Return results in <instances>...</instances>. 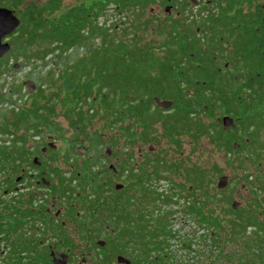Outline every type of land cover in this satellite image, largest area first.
I'll return each instance as SVG.
<instances>
[{
    "label": "trees",
    "instance_id": "1",
    "mask_svg": "<svg viewBox=\"0 0 264 264\" xmlns=\"http://www.w3.org/2000/svg\"><path fill=\"white\" fill-rule=\"evenodd\" d=\"M63 1L48 0L38 6L25 5L26 0L0 1L1 7L13 10L20 20L17 30L8 37L11 49L0 60V76L14 70V64L19 68L31 67L28 77L36 88L27 93L29 106L24 108L17 103H25L20 94L24 86L12 82L5 87L0 83V134L19 123L37 135L44 112L65 107L67 114L79 111L81 119L80 107L95 104L100 113L112 117L109 125H122L124 120L133 119L137 126H142L140 134L130 127L119 128L131 143L136 142L135 135H147L155 123L164 122L165 118L196 116L197 111L213 115L216 110L233 119L246 115L244 126L256 128L247 136L254 141L257 128L264 123V30L256 25L264 14L244 13L241 5L250 4L251 0H210L216 13L206 11L209 15L196 30L182 21L183 11L179 10L180 17L167 26V40L156 46L140 43L136 31L132 40L125 41L122 31L118 38H113L114 28L99 23L111 7L118 14H140L154 0H75L68 8H63ZM225 34L236 37L228 53L222 48ZM157 49L163 56L155 55ZM224 53V58H220ZM49 56L51 69L44 70L45 74L36 71V63L46 67L45 59ZM11 60L15 63L9 65ZM2 65L5 67L1 70ZM49 88L52 91L47 97L45 92ZM154 97L171 101V113L166 114L165 109L157 106ZM6 105L11 110L4 112ZM182 126L179 121L169 130L173 132ZM218 140L226 149L233 147L228 130L221 131ZM186 172L191 175L187 181L195 183V187L202 185L203 173L198 169ZM194 212L198 222L205 223L206 217L197 206ZM210 226L220 228V221L210 218ZM216 243L212 241V245Z\"/></svg>",
    "mask_w": 264,
    "mask_h": 264
},
{
    "label": "rangeland",
    "instance_id": "2",
    "mask_svg": "<svg viewBox=\"0 0 264 264\" xmlns=\"http://www.w3.org/2000/svg\"><path fill=\"white\" fill-rule=\"evenodd\" d=\"M0 1L5 2V0ZM46 1L48 0H26L24 4L38 6L44 4ZM90 1L91 0H87V2ZM154 1L150 6L145 7L140 14L138 11H133V16L130 11L124 12V15L122 13L118 14L117 10L111 7L104 17L99 18V23H102L106 27L114 28V31L111 32L113 38H118V36L121 35L120 31H122V33L125 34V41L132 40L134 36L133 32L136 31L135 36L140 43L156 46L158 43L167 40V26L172 24L173 20L180 17L179 10L183 11V15L180 17L182 21L193 30H196L197 25L209 15L206 11L213 9L211 3L209 6L206 5L208 0H200V4L198 5L191 4L189 0H171L170 4H172L173 9L170 13H167L163 5L156 2V0ZM74 3L75 0H64L63 8H68ZM24 4L20 9H22ZM241 8L251 13L263 12L264 0H251L250 4L241 5ZM199 12L200 15L198 14ZM212 13H216V11L212 10ZM260 29L264 28L261 27ZM178 31L179 28H176L175 32ZM206 36L209 37L208 34ZM232 39V36L225 34L224 45L222 47L225 53L230 52L232 49ZM161 49H166V47H162ZM158 50L160 49L156 50L155 55L159 57L163 56V52ZM225 53L222 57H219L224 58ZM51 58L52 57L49 56L45 59L46 67H41L40 63L37 62L36 71L42 70L41 72L45 74L46 71L44 70L51 69L49 62ZM14 63V60L9 61V65ZM16 63L19 64V62ZM41 64H44V62ZM4 67L5 65H2L1 70ZM30 68L31 67H18L17 70H10L8 74H1L0 83H3L6 87L12 82L21 83L23 85V82L27 79L33 81L32 78L28 77ZM224 74H226V72ZM230 74L235 75L234 72H230ZM29 91H31V88L24 87L21 89L20 94L23 97L22 99L25 100L24 104H22L23 101H17V103L24 108L29 106V101H27L28 98H26ZM51 91V88H49L48 91L45 92L47 97H50ZM14 98H16V96L12 97L13 100ZM87 102H90V100ZM80 108V112L83 116L81 119L79 117V111L76 112V114H67L65 112V107L59 106L52 113L49 111L43 113L44 121L38 122L40 127L37 129V132L39 133L37 136L35 135L33 140H28V143L34 148L33 150L41 149L44 146L46 147L47 144L53 145L54 150L47 151L44 157L40 158L39 161H42L46 165L48 164L49 166L56 167L55 169L61 170L64 176H66V172L73 167V170L76 171L74 174L80 173V179L84 176L86 179L90 180L94 174L101 172L104 174L103 178L105 181L109 182L112 180V185L116 183L126 185L125 180L122 178L118 179L111 174L108 167L113 166L120 169V166H123V161L130 156L131 160L129 164L132 165L133 168L145 167L148 171L155 168L152 170L153 173L157 172L154 175L156 176L160 173L162 178L161 181L158 183L152 182L155 178L147 177V185H153L158 189V192H161L164 196H175L177 192L172 191V188L177 186L176 184L178 183L183 185L182 195L186 194L185 189L189 187L187 182L188 173L186 171L189 169H191V171L198 169L203 173L204 177L200 190L195 192V194L199 195L200 201L204 199L202 197L207 199L205 205H199L201 213L218 217L222 225L221 231L210 226V232L214 233L212 241H218L215 245H211V259H215L217 255L223 259L227 256L228 260L236 259L235 256L239 259V255L243 254L239 248V244H242L241 242L243 240H241V237L244 235L245 238L248 236V238H252L254 242L252 246L263 247L260 253V259L264 261V241H262V238L264 240V234L262 237H259L258 234L254 233V228H249L247 231L244 230L242 233L243 235H241L239 228L232 224L234 223L233 220H237L236 215L239 213L241 215L245 213L248 217L257 219L258 216L256 217L255 214L258 212L261 214L264 213V153L261 155L258 154V156L254 155L256 150L261 151L263 149L261 146L255 148L248 144L246 148H241L239 149L241 151L233 153V147L228 149L222 147L218 138L220 137V132L225 130L222 129L223 126L218 122V119L225 115L223 111L216 110L213 115L202 114L200 111H197L196 113L198 114L196 116L191 115L190 117L184 118L174 116L173 118H165L164 122L159 121L155 123V126H152L151 130L147 132V135H145V133H143L144 136L141 135V137L135 135L136 142L131 143L126 132L120 131L119 128H121V126L125 129L130 127L131 130L140 134L143 128L142 126H137V124L133 122V119L124 120L122 125H109L112 117H107L103 113H100L95 104H83ZM3 109L4 112L5 110H11L8 105L2 108V110ZM16 110L17 109H15V111ZM169 110L171 109L166 110L165 113H171ZM262 110L258 109V112ZM87 111L89 115H86ZM91 113L95 115H90ZM246 117V115L241 114L239 118L233 119L236 131H229L234 139V141L232 140V144H234L235 141L237 142V137L234 138L233 132L238 134V144L239 142L241 144L248 138L247 136L256 129L252 125L248 127L244 126L243 120ZM9 121H7L8 124ZM179 121L183 125L180 127L181 129L171 132L169 128L176 127ZM187 122L192 125H189ZM28 123L31 124L32 120H29ZM196 124H200V126L196 127ZM184 125L190 126L192 129L187 130ZM22 126L17 123L15 128L12 126H9V128L7 127L6 132H2L0 135V141L13 143L17 138H22L23 134L29 137L28 139H31V134H33V132H28L26 128ZM20 127L24 128L25 132H23ZM257 130L258 132L256 131V133H259L258 142L262 143L264 141V123L261 127H258ZM10 136L13 137L10 138ZM6 140H8V142ZM158 167H160V169H158ZM33 171L36 170L31 169V172ZM120 171L122 170L120 169ZM221 176L227 177L228 180L224 189L219 190L217 184ZM96 181L99 180L96 178ZM98 184L100 185L101 182ZM88 186L89 191H93L94 193L97 192V188H95L92 183ZM234 201L237 205L235 209H232L231 206ZM177 204L178 205L174 206L171 203L158 202L154 205H149V203L147 205L149 208L160 205L162 212L165 210L170 212L177 210V212H179L182 208V203L180 202ZM78 211L79 212L74 215L73 219L65 221L66 225L64 226V230L72 249L79 252L77 259L74 261L78 262V264H80L82 260H84V264H95L93 257L86 251V237H88V235L86 234L85 227H91L92 218L90 215L86 214L85 210L79 209ZM175 216L179 218L178 221L177 217L174 220L176 228H184V231L180 233V238L184 237L185 239L183 241L180 239L177 244L191 245L194 250V255H192L195 257V259H193L185 250L177 249L179 251V260L181 264H185L183 261H186L187 264H191L193 260L197 261V263H203L204 260L200 261V259L196 258L195 251L204 248L205 244H207L206 246L210 244L209 242L205 243L200 238L203 234L208 236L209 231L207 230H209V228L205 230L196 218L188 219L184 216L180 218L181 214L179 213ZM262 218L264 217L262 216L259 219L261 222L263 220ZM239 223L240 221L235 222V224ZM262 224L264 226V221ZM100 228L103 229L102 226ZM51 229L56 228L52 227ZM255 235L258 237H252ZM207 238H209V236ZM221 238L225 240L221 242ZM188 239L189 242L191 241L190 244L188 243ZM255 240H257V245L255 244ZM245 241H247V239H245ZM219 248L223 249L221 253L218 252ZM249 249L251 250V247ZM73 254L74 253H72V255ZM213 261L215 262V260ZM219 261L215 263L223 264L221 263L222 261Z\"/></svg>",
    "mask_w": 264,
    "mask_h": 264
},
{
    "label": "flooded vegetation",
    "instance_id": "3",
    "mask_svg": "<svg viewBox=\"0 0 264 264\" xmlns=\"http://www.w3.org/2000/svg\"><path fill=\"white\" fill-rule=\"evenodd\" d=\"M170 1L159 0L167 13L173 9ZM195 1V5L200 4V0ZM189 2L193 4L191 0ZM210 3L208 0L206 5L209 6ZM261 13L264 14V11L258 12L259 15ZM261 17V21L256 23L259 29L264 28V16ZM232 37L234 42L236 37ZM225 67L227 68L228 64H225ZM228 128L230 129L224 130L236 131L235 125ZM233 134L234 138L237 137V142L232 144L233 153L241 151L239 149L246 148L248 144L255 148L261 146L263 149L256 150L254 155L264 153V141L258 142L259 133L254 135V141L252 137L246 138L241 144H238V134ZM31 136V139H28L29 137L23 134V140L17 138L13 143L0 141V264H78L74 260L79 252L74 251L69 244L64 226L65 221L73 219L79 209L85 210L92 218L91 227H85L88 235L86 251L93 257L95 264H181L177 249L185 250L195 259L191 245L177 244L180 239L185 240L184 237L180 238L184 228H176L174 220L177 213L181 214L180 218L184 216L195 219L196 206L201 212L199 205L206 204L207 199L202 197L204 199L200 201L195 192L200 190L202 185L197 184L195 187V183L187 181L189 187L185 189L186 194L182 195L183 185L178 183L172 188V191L177 192L175 196H164L153 185H147V177L155 178L152 182L161 181L160 173L153 175L152 170L155 168L149 171L145 167L133 168L129 164L130 156L123 161V166H120V169L124 168L122 171L113 166L108 167L111 174L118 179H124L126 185H112V180L105 181L101 172L94 174L90 180L84 176L80 179V173L74 174L76 171L73 167L66 172V177L61 170L55 169L56 167L39 161L47 151L54 150L53 145L47 144L46 147L33 150L28 140H33L35 134ZM31 169L36 171L31 172ZM96 178L99 181H96ZM90 183L97 188L96 193L89 191ZM158 202L171 203L174 206L181 202L182 208L179 212H162L160 205L154 208L147 205ZM255 215L258 219L239 213L236 215L237 220H233L232 224L239 228L241 235L244 230L254 228V233L262 237L264 218L262 222L259 219L264 217V213L258 212ZM204 216L205 223H199L205 230L209 228V238L206 234L200 238L210 244H205L204 248L195 251L196 258L204 262L197 263L193 260V263L216 264L220 259L219 262L222 261L223 264H264L260 259L263 247L252 246V238H245L244 235L241 237L242 244H239L243 252L239 259L235 256L236 259L228 260L227 256L223 259L217 255L213 259L214 262L211 259L214 233L210 232V218H217L218 221L220 219L206 213ZM178 219L177 217V221ZM236 221L241 224H235ZM221 226L220 221V228H217L219 231L222 230ZM52 227L56 229H51ZM223 240L225 239L221 238V242ZM188 243H191L189 239ZM222 251V248L218 249L219 253ZM183 262L187 264L186 261ZM80 264H84V260Z\"/></svg>",
    "mask_w": 264,
    "mask_h": 264
},
{
    "label": "water",
    "instance_id": "4",
    "mask_svg": "<svg viewBox=\"0 0 264 264\" xmlns=\"http://www.w3.org/2000/svg\"><path fill=\"white\" fill-rule=\"evenodd\" d=\"M193 4L196 3L195 0H191ZM20 25V20L19 18L15 15V13L13 12V10L6 8V7H0V60L9 53L11 46L8 42V37L10 35H12L17 28ZM14 69H18V65L14 64L13 65ZM23 86L25 88H31V91L29 92H33L35 89V83L30 80L27 79L23 82ZM153 102L165 109L168 110L169 108H171L172 103L171 101L168 100H159L157 98H153ZM219 122H221L223 129H226L228 127H234V120L232 117L230 116H223L221 119L218 120ZM227 180L228 178L225 176H221L219 178L218 184H217V188L219 190L224 189V187L227 185ZM119 186H117L118 188ZM236 202L233 203L232 205V209H235L236 207Z\"/></svg>",
    "mask_w": 264,
    "mask_h": 264
}]
</instances>
